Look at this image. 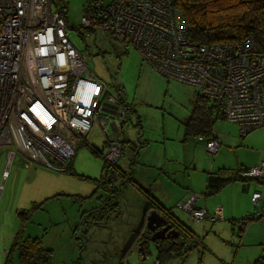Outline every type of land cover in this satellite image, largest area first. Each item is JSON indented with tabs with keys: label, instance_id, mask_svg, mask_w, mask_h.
<instances>
[{
	"label": "built area",
	"instance_id": "2783aa9c",
	"mask_svg": "<svg viewBox=\"0 0 264 264\" xmlns=\"http://www.w3.org/2000/svg\"><path fill=\"white\" fill-rule=\"evenodd\" d=\"M84 8L72 29L77 34L90 29L131 46L155 73L218 107L241 137L264 125V50L253 35L200 44L188 38L173 0H90ZM68 27L50 0H0V153L15 154L16 164L61 170L80 143L90 144L94 125L104 141L103 161L114 165L122 154V101L90 69ZM197 140L210 155L221 143L212 135ZM239 175L264 183V161ZM7 176L4 167L0 178ZM200 197L192 193L177 207L194 220L220 219V207L208 213L196 206ZM250 201L253 216H260L259 193ZM250 217L232 221L239 234Z\"/></svg>",
	"mask_w": 264,
	"mask_h": 264
},
{
	"label": "rangeland",
	"instance_id": "374dc122",
	"mask_svg": "<svg viewBox=\"0 0 264 264\" xmlns=\"http://www.w3.org/2000/svg\"><path fill=\"white\" fill-rule=\"evenodd\" d=\"M50 6L53 12L63 10L65 24L76 27L86 0H51ZM68 35L72 44L86 56L93 73L106 84L109 94L122 90L127 101L135 100L140 106L137 111L146 110L141 129L136 121L135 128L141 140H150L152 148L148 146L146 152L140 153L134 168L138 178L158 182L160 189L153 194L198 237V248L191 249L182 264H251L257 256H264L251 246H244L243 232L239 234L235 226L232 229L230 221L245 213L222 215L210 222L208 219L194 220L177 207L192 193H200V199L206 200L216 195L203 194L204 178L199 179V175L204 173L202 168L206 165H212L215 170L224 167L226 171L247 166L250 161L256 164L264 161V125L240 137L235 124L224 119L215 121L212 131L221 144L220 150L210 155L197 140V135H187L184 140L183 125L174 115L175 111L187 108L194 88L158 75L131 46L108 34L86 31L79 35L70 29ZM90 132L92 136L88 134L87 139L91 142L93 138L92 143L100 147L103 139L97 127L92 126ZM161 132L165 141L155 138ZM130 149L129 144H124L120 163L127 164L125 154H129ZM152 151H156V156ZM15 164V154L0 153V172L8 168L5 180L0 178V264H7V260L8 264H20L11 248L12 239L19 230L21 236L37 238L41 247L49 251L46 264H149L154 260L155 248L151 242L144 256L137 245L132 243L128 247L138 229L135 223L140 224L142 217V196L132 183L123 185L117 180V186L112 184L111 199L117 204L115 210L108 212L100 222H91L92 210L101 211L100 208L107 206L104 200L107 191L97 184L102 167L101 154L92 153L80 143L72 159V172L20 162L15 173ZM188 181L195 186L200 184L201 189L191 191L184 199L180 196L184 193L181 186ZM254 183L264 187L262 183ZM211 201L198 202V205L206 207L209 213L221 207ZM252 211L251 206L247 213ZM248 227L249 223L244 226V233ZM260 249L264 250V246ZM33 262L42 263L41 258ZM173 264L178 263L174 261Z\"/></svg>",
	"mask_w": 264,
	"mask_h": 264
},
{
	"label": "trees",
	"instance_id": "16d2710c",
	"mask_svg": "<svg viewBox=\"0 0 264 264\" xmlns=\"http://www.w3.org/2000/svg\"><path fill=\"white\" fill-rule=\"evenodd\" d=\"M173 3L188 28L187 36L189 39L200 44L215 42L234 43L251 34L254 36L258 49L260 51L264 50V0H173ZM89 6L90 0H86L85 7L89 9ZM59 13L62 15L63 10L61 12L59 11ZM73 27L74 26H69L68 30H72ZM86 31L93 30L88 29ZM117 91H119L120 95L122 94L121 90L117 89ZM120 100L122 101L121 98ZM123 107L126 118V115H128L131 110L133 111V109L127 104ZM219 119H223L220 109L216 106H211L206 99L195 94L192 101L191 112L184 123L185 137L187 135L202 137L211 136L212 127L215 121ZM102 145L104 148V141ZM86 147L96 155L101 154L103 150H98L94 147L92 141L90 144H87ZM136 148L137 146L133 151ZM71 169V166L68 165L61 170L72 172ZM115 172H117L115 164L109 165L102 159L101 174L97 184L100 185V188H104V190L107 191V195L104 198L107 206L100 208L101 211L92 210L90 214L91 222H100L108 212L116 208L117 204L112 202L111 199V186L112 184L117 186L116 181L120 180V183H122L125 178L123 176H118L117 178ZM237 179L244 181L249 179V177L240 176L238 170L228 171L225 175H206L204 194L211 195L223 185ZM108 188H110V190ZM151 210L159 213L165 219V224H169L170 229H174L177 233L175 237L156 239L151 242L155 248V257L153 261H156V264H170L172 261L177 260V263L179 261L181 264L187 253L196 247L195 235L187 226L177 220L170 210L159 206L153 202L152 199H150L148 206L143 209L142 224L134 233L128 247L132 245V243L137 245L144 256L151 235V232L145 226V216ZM247 214L251 216V220L255 217H259L253 216V211ZM233 220H235V218H233L230 223L234 230L232 225ZM20 231L21 230L14 235L11 243V248L16 252L19 263L33 264V260L41 258V264H46L48 262L49 251L41 247L37 238L23 237L20 235ZM78 245L81 246L79 243ZM6 263L8 264L9 261L7 260ZM251 264H264V256L255 258Z\"/></svg>",
	"mask_w": 264,
	"mask_h": 264
},
{
	"label": "crops",
	"instance_id": "0c3cea01",
	"mask_svg": "<svg viewBox=\"0 0 264 264\" xmlns=\"http://www.w3.org/2000/svg\"><path fill=\"white\" fill-rule=\"evenodd\" d=\"M117 92L113 95H118L122 99L123 106L125 104L130 105L131 109H133V111L131 110L130 113H128V115H126V122L124 123V125L122 126V129H121V133H122V137H123L122 152L124 153V151H123L124 144H129L130 148H131L130 153L125 154L127 157V164L126 163L124 164L123 161H122V163L119 162L121 160L123 153L121 154L120 158L116 161V163H115V166L117 168V172H115L116 176H117V178H118V176H123L125 178L124 181L122 182V184L123 183L124 184L125 183H132V185H134L137 188L136 191L139 192L140 195L142 196L141 197L142 212H143V209L146 206H148V204L150 203V199H152V201L155 202L156 204H158L159 206L166 209L167 206L165 204H163V202L160 201L153 194L154 192L159 191V189H160L158 182L156 180H150V179L146 180L144 178H138L137 177V171L134 168V166L139 161L140 153L146 152L145 148H147L148 146H150V148H152L150 145V140L147 138H143V140H141L140 137L137 135V129L135 128V121H136V123H137L136 125L139 124V128L141 129V127H142L141 126V119H142V116H143V119H146V114H145L146 110L145 111H142V110L137 111V107H140V106L138 104H135V100L127 101L125 95H123V94L120 95L119 91H117ZM194 96H195V92H194L193 97L189 100V102L187 104L188 106L185 110L174 112L176 119L180 123H182L183 128H184V123L186 122V120H187V118L191 112L192 101L194 99ZM162 117H163V115H161V118ZM128 123H129V126L128 125L126 126V124H128ZM124 129H125V131H124ZM143 134H144V131H143ZM212 136L218 138V135H216V133H214V131H212ZM155 138H157V139L162 138V140L165 141V138L162 135V132H161L160 136H157ZM184 140H187V138L185 136H184ZM92 141H93V138H92ZM102 142H103V140H101L100 147L94 145L93 143L92 144L98 150L99 149L102 150L103 149ZM136 146H137V148L133 151V149ZM78 147H79V145L77 146V148ZM77 148H76V151H77ZM218 150H220V149H218ZM76 151H75V153H76ZM146 154H149V153H146ZM152 155L156 156V151H152ZM74 156H75V154H74ZM165 156L166 155L164 154L163 155L164 159H166ZM73 157L69 160V163H68L69 166L72 165ZM150 165H153V164H150ZM255 165H256V161L255 162L250 161V162H248L247 166L241 165L235 169H229L226 171L223 170L224 167L217 168L215 170V168H213L212 165H209V166L206 165L205 168L204 167L202 168L204 173L203 174L201 173V175H199V179L204 178V188H205L206 175H214V174L225 175V173H227L228 171L231 172V171L238 170V172H239L241 170L248 169V168L253 167ZM18 168H19V164H15V166H14L15 173L17 172ZM151 170H154V169L151 168ZM125 176L129 177V178H126ZM121 188H122L121 185H119L118 189H121ZM181 189L184 190V193L180 196H181V198L185 199L191 191H198L201 189V187H200V184L198 186H195L190 181H188V183L186 182L183 186H181ZM222 192H223V194H222ZM255 192L259 193V196H260L261 202L259 205V209H260L261 213H260L259 217H257V218L255 217L253 220H251L249 222V227L245 230V233L243 232L244 236L242 238V243H245L244 246H251L252 248H254L256 253H258L260 251L261 254H264V250L260 249V247L264 246V187H258L257 185H255L253 179L249 178V179H246L244 181L237 179V180L230 181L227 184L223 185L215 193H213V194H216L213 197V199H207V200L204 198L199 199L197 201L196 206L202 207V208L207 210V208L204 206H201V204L198 205V202L204 204L206 202H212L211 200H213V202H215L216 204H219L221 206L220 207L221 208V214L223 216L224 215H226V216L233 215V213L234 214L235 213L236 214H242V213L246 214L247 211L251 210V206L253 207V205L252 204L249 205V203H251V201H250L251 195ZM203 194H204V189H203ZM205 196H208V195H205ZM240 207H242V208L238 212H234L235 209H239ZM207 212H208V210H207ZM212 212H213V210H212ZM141 224H142V217H141L140 224L135 223V225L137 227H139ZM194 237L196 240V247L195 248L197 249L198 245L200 244V241L196 235ZM259 256H262V255H259ZM259 256H257V257H259ZM174 261H177V260H174ZM174 261H172L170 264H173ZM178 264H180L179 261H178Z\"/></svg>",
	"mask_w": 264,
	"mask_h": 264
},
{
	"label": "water",
	"instance_id": "95a60500",
	"mask_svg": "<svg viewBox=\"0 0 264 264\" xmlns=\"http://www.w3.org/2000/svg\"><path fill=\"white\" fill-rule=\"evenodd\" d=\"M145 226L151 232L150 242L156 239L172 238L177 235L174 229H170L169 224H165V219L154 210L149 211L145 216Z\"/></svg>",
	"mask_w": 264,
	"mask_h": 264
}]
</instances>
